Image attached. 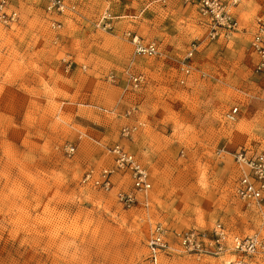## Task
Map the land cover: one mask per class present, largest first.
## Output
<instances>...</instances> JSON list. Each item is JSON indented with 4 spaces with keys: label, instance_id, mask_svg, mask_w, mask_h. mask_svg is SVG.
Here are the masks:
<instances>
[{
    "label": "rangeland",
    "instance_id": "1",
    "mask_svg": "<svg viewBox=\"0 0 264 264\" xmlns=\"http://www.w3.org/2000/svg\"><path fill=\"white\" fill-rule=\"evenodd\" d=\"M10 1L20 20L0 30V264H149L158 221L256 227L234 186L237 152L264 151V74L250 46L264 0L233 3L241 29L217 26L214 38L201 0H66L76 9L61 15L45 0ZM134 35L163 54L136 53ZM194 41L186 74L180 60ZM129 73L143 75L139 87ZM126 124L137 125L132 137ZM119 142L149 170V206L82 182L113 163ZM161 264L226 263L163 254Z\"/></svg>",
    "mask_w": 264,
    "mask_h": 264
},
{
    "label": "built area",
    "instance_id": "2",
    "mask_svg": "<svg viewBox=\"0 0 264 264\" xmlns=\"http://www.w3.org/2000/svg\"><path fill=\"white\" fill-rule=\"evenodd\" d=\"M45 1L51 14L61 15L66 10L76 9L75 4L67 3L66 0ZM236 1L226 3L223 0H201L203 12L211 14L214 19L209 32L212 38L218 32L217 26L241 29L232 9V4ZM19 20V10L11 1L0 0V30L12 27ZM62 25L60 18H53L54 28L60 29ZM126 33L131 34L130 31ZM132 40L138 54L150 56L163 54L155 41L144 43L138 35H134ZM250 46L256 56L255 70L264 74V18H259L256 22ZM198 49L199 42L194 41L180 60L181 69L186 74L195 68L192 60ZM129 79L134 87H139L143 82V75L129 73ZM184 81L182 78L181 82ZM238 112L239 107L235 106L227 113V117L236 119ZM136 127L137 125H124L123 135L132 137L131 134ZM68 150L72 153L75 146L71 145ZM108 152L113 156V163L99 168H89L83 174L82 182L106 192H113L116 199L125 206L138 204L149 206L153 183L146 165L123 142L109 147ZM236 156L239 174L234 186L235 195L240 201L252 206L258 221L256 227L250 232L241 233L222 219H217L207 228L182 229L172 228L164 221H158L147 243L149 264H161L163 254H190L199 258L218 256L223 257L226 264L264 263V151L249 154V150L243 149L238 151Z\"/></svg>",
    "mask_w": 264,
    "mask_h": 264
}]
</instances>
